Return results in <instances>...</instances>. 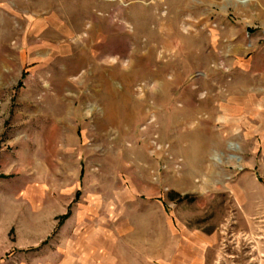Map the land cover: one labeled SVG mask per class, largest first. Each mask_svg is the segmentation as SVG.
Instances as JSON below:
<instances>
[{"label": "rangeland", "instance_id": "1", "mask_svg": "<svg viewBox=\"0 0 264 264\" xmlns=\"http://www.w3.org/2000/svg\"><path fill=\"white\" fill-rule=\"evenodd\" d=\"M261 263L264 0H0V264Z\"/></svg>", "mask_w": 264, "mask_h": 264}, {"label": "crops", "instance_id": "2", "mask_svg": "<svg viewBox=\"0 0 264 264\" xmlns=\"http://www.w3.org/2000/svg\"><path fill=\"white\" fill-rule=\"evenodd\" d=\"M33 25H34V22H32L30 24L29 31H28L29 34H31V35H33L34 33L38 34V35H45L47 39H52L53 37L58 38V36L55 34H59L62 38L67 37V39H68V37H70L72 35L71 32H69V31L65 32L63 27L57 26L56 24L54 26L52 25V27L50 26V28L48 29L46 27V25H43V21H41V20L37 21L35 28H33ZM52 32H54V33H52ZM64 38L60 39V41H62L61 44L50 45L51 51H53L55 53H59L60 51L58 48H62V47H56V46H61L63 43H66L67 39H64ZM55 43H57V41H55ZM261 264H264V263H261Z\"/></svg>", "mask_w": 264, "mask_h": 264}, {"label": "bare ground", "instance_id": "3", "mask_svg": "<svg viewBox=\"0 0 264 264\" xmlns=\"http://www.w3.org/2000/svg\"><path fill=\"white\" fill-rule=\"evenodd\" d=\"M41 6V5H40ZM29 19V21H31V22H34V25H33V28H35V26H36V23H37V21H39L40 19H33V17H29L28 18ZM164 69V68H163ZM164 71H165V69H164ZM159 86V85H158ZM158 98V97H157ZM159 99H161V98H159Z\"/></svg>", "mask_w": 264, "mask_h": 264}, {"label": "trees", "instance_id": "4", "mask_svg": "<svg viewBox=\"0 0 264 264\" xmlns=\"http://www.w3.org/2000/svg\"><path fill=\"white\" fill-rule=\"evenodd\" d=\"M67 216V215H66Z\"/></svg>", "mask_w": 264, "mask_h": 264}]
</instances>
